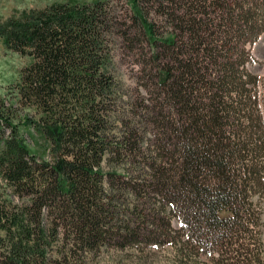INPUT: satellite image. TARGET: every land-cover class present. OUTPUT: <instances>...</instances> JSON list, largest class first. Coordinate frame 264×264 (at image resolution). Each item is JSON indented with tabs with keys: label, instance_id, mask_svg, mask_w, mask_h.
Masks as SVG:
<instances>
[{
	"label": "trees",
	"instance_id": "16d2710c",
	"mask_svg": "<svg viewBox=\"0 0 264 264\" xmlns=\"http://www.w3.org/2000/svg\"><path fill=\"white\" fill-rule=\"evenodd\" d=\"M124 1L11 22L6 50L25 62L0 74V264L166 245L264 264V0H145L165 36ZM136 41L141 67L124 70Z\"/></svg>",
	"mask_w": 264,
	"mask_h": 264
},
{
	"label": "rangeland",
	"instance_id": "374dc122",
	"mask_svg": "<svg viewBox=\"0 0 264 264\" xmlns=\"http://www.w3.org/2000/svg\"><path fill=\"white\" fill-rule=\"evenodd\" d=\"M62 1V0H0V74L3 76H10L17 68L25 62V58L9 55L6 50V40L11 22L14 20H21L25 15L30 12L48 4L50 2ZM120 5H124V0H117ZM141 7L144 13V17L148 21L154 22L159 34L166 35L168 32V26L161 16L153 11V6L150 2L141 0ZM130 20L127 17L126 23ZM133 34L134 29H131ZM258 57L264 63V36L258 41L256 47ZM129 55V56H128ZM143 50L141 49L138 41L134 43L132 50L123 49L120 54V59L123 63V69L131 67L127 63L129 57L133 59L136 68L141 67L143 61ZM133 57V58H132ZM264 73L263 68L259 69ZM258 70V71H259ZM131 73H135L132 71ZM256 232L254 239L260 244L262 248V258H264V218L260 216L256 222ZM190 253V252H188ZM95 264H211V261L207 256L200 253H192L183 257L176 251V248L171 245H166L161 249L145 248L138 250L136 248L128 249H107L103 250Z\"/></svg>",
	"mask_w": 264,
	"mask_h": 264
}]
</instances>
